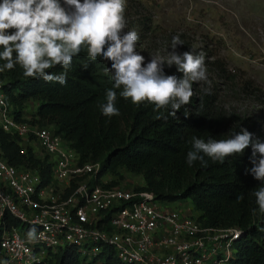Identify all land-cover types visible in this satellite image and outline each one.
<instances>
[{
	"label": "trees",
	"instance_id": "1",
	"mask_svg": "<svg viewBox=\"0 0 264 264\" xmlns=\"http://www.w3.org/2000/svg\"><path fill=\"white\" fill-rule=\"evenodd\" d=\"M84 64L88 65L86 70ZM110 67V61L90 60L84 50L73 58L67 83L61 85L26 78L17 65L11 71L0 73V94L16 122L28 121L51 130L76 153L80 164L99 163L98 185L116 187L118 182L103 183L102 179L118 176L122 169L140 176L143 185L132 190L150 192L162 204L190 200L193 212L204 226L241 229L244 235L235 244L236 257L232 264H264V215L259 213L253 196L255 190L264 186V181L254 179L245 171L252 167L251 148L245 149L242 155L226 158L223 163L205 157L206 168L199 161L191 167L186 163L193 136L207 142L209 137L225 139L244 128L264 143V132L258 121L225 108L221 104V91L193 86L192 102L182 106L175 116L169 115L170 107L154 111L151 104L134 105L121 98L117 89L116 107L120 115L106 117L98 105L106 102V90L112 88V73L106 71ZM62 71L59 65L46 70L56 74ZM164 73L183 77L175 66L164 65ZM30 102L36 105L30 120H25L23 114ZM158 115L166 119H158ZM0 157L17 169L38 172L42 180L40 187L51 185V164L47 159L37 158L32 148H23L18 137L1 128ZM238 196L243 199L238 201ZM109 215L98 228L110 230ZM8 224L17 226L9 217ZM97 259L102 264H118L107 247ZM52 261L54 264H93L81 259L73 247L60 248L49 263Z\"/></svg>",
	"mask_w": 264,
	"mask_h": 264
},
{
	"label": "built area",
	"instance_id": "2",
	"mask_svg": "<svg viewBox=\"0 0 264 264\" xmlns=\"http://www.w3.org/2000/svg\"><path fill=\"white\" fill-rule=\"evenodd\" d=\"M0 128L34 144L51 164L52 183L40 187L38 172L17 169L0 157V264H54L52 255L73 247L85 262L110 248L118 264H232L237 227L204 226L192 207L172 208L147 191L98 185L99 163L80 164L51 130L16 122L0 94ZM103 180V179H102ZM61 190L58 192V190ZM69 190L68 193H65ZM110 213V230L98 228ZM8 217L17 226L8 224ZM37 229L38 239L27 233ZM42 234V235H41Z\"/></svg>",
	"mask_w": 264,
	"mask_h": 264
},
{
	"label": "clouds",
	"instance_id": "3",
	"mask_svg": "<svg viewBox=\"0 0 264 264\" xmlns=\"http://www.w3.org/2000/svg\"><path fill=\"white\" fill-rule=\"evenodd\" d=\"M126 8L127 0H0V73L18 65L26 78L64 85L73 58L86 50L92 61L100 58L111 62L106 71L112 73L113 84L106 90V102L98 105L102 115H120L116 107V90L120 89L119 96L134 105L151 104L154 111L170 107L169 115L175 116L182 106L192 102L193 82L207 81L205 58L193 51L178 53L176 48L184 41L177 35L172 37L173 51L166 61L152 57L145 64V57L136 50L138 32L124 31ZM165 64L175 66L183 77L166 75ZM57 65L64 71L46 72ZM87 67L83 65L85 70ZM157 118L166 119L162 115ZM249 147L252 167L245 171L264 181V143L244 128L225 139L209 137L207 142L193 136L186 163L191 167L199 161L206 168L205 157L223 163L230 156L242 155ZM253 196L259 213L264 215V186L255 190ZM242 199L237 197L238 201ZM27 238L36 242L35 227L29 229Z\"/></svg>",
	"mask_w": 264,
	"mask_h": 264
},
{
	"label": "rangeland",
	"instance_id": "4",
	"mask_svg": "<svg viewBox=\"0 0 264 264\" xmlns=\"http://www.w3.org/2000/svg\"><path fill=\"white\" fill-rule=\"evenodd\" d=\"M125 19L124 31L139 34L136 50L145 64L152 57L166 61L173 51L172 37L179 35L184 44L177 46L178 53L193 51L205 58L208 79L192 86L221 91L225 108L253 116L264 132V0H127ZM35 105L28 104L25 120ZM27 146L41 158L36 145L22 143ZM118 176L102 181H116L125 190L143 185L140 176L123 169ZM171 207L187 209L192 202Z\"/></svg>",
	"mask_w": 264,
	"mask_h": 264
}]
</instances>
